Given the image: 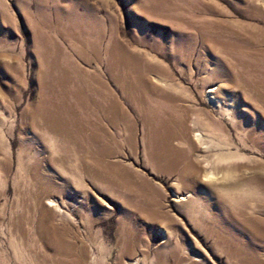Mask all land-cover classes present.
I'll list each match as a JSON object with an SVG mask.
<instances>
[{
    "label": "rangeland",
    "instance_id": "1",
    "mask_svg": "<svg viewBox=\"0 0 264 264\" xmlns=\"http://www.w3.org/2000/svg\"><path fill=\"white\" fill-rule=\"evenodd\" d=\"M0 264H264V0H0Z\"/></svg>",
    "mask_w": 264,
    "mask_h": 264
}]
</instances>
